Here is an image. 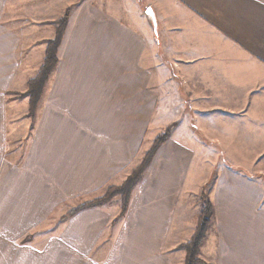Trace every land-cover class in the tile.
I'll return each mask as SVG.
<instances>
[{
    "label": "crops",
    "instance_id": "obj_1",
    "mask_svg": "<svg viewBox=\"0 0 264 264\" xmlns=\"http://www.w3.org/2000/svg\"><path fill=\"white\" fill-rule=\"evenodd\" d=\"M72 11L34 122L6 93L37 74L55 20L22 35L0 24V264H184L202 194L213 216L200 259L264 264V0H80ZM167 127L123 216L115 196L58 224L120 186ZM44 222L56 226L41 245Z\"/></svg>",
    "mask_w": 264,
    "mask_h": 264
},
{
    "label": "trees",
    "instance_id": "obj_2",
    "mask_svg": "<svg viewBox=\"0 0 264 264\" xmlns=\"http://www.w3.org/2000/svg\"><path fill=\"white\" fill-rule=\"evenodd\" d=\"M67 16L68 14L66 13L64 17L56 21V24L54 26V36L53 38L46 41V48L44 51V57L41 66L37 74L27 82V89L25 95L28 97V111L31 119L35 115V111L40 102L42 94L46 89L49 78L57 66V51L61 44L65 31V27L67 24ZM171 129L172 127H170V130ZM170 130H167L165 133L160 134L156 137V139L152 143V146L145 154L140 164L135 169H133V171L126 178V180L121 186H111L107 188L103 196L94 199L88 203L82 204L80 207H78L75 211L68 214L67 216L72 215L77 210H83L103 205L109 200H111V198L115 195L120 196L121 206L119 216H123L128 208L129 199L133 188L138 183L145 168L148 166L153 154L156 152L158 147L169 138ZM199 201L200 212L194 233L187 243L179 247L185 252L184 264H204L199 258V253L200 247L202 246V243L206 238V234L211 223L213 210L211 202L208 200V198H205L204 195L200 196Z\"/></svg>",
    "mask_w": 264,
    "mask_h": 264
},
{
    "label": "rangeland",
    "instance_id": "obj_3",
    "mask_svg": "<svg viewBox=\"0 0 264 264\" xmlns=\"http://www.w3.org/2000/svg\"><path fill=\"white\" fill-rule=\"evenodd\" d=\"M79 1L80 0H0V24H2V25L6 24L12 30L15 31L14 33L22 35L23 32H24L23 27L26 24H27V26H30V27L37 25V28H39L38 26L42 25V23H39L40 21H42V19L44 21H47L46 24H50V23H48L50 20H55L52 23V25H53L52 27H53V30H54V26L56 24V21L60 20L67 13L68 14V16H67V24H66V27H67L68 23H69V20L71 18V14L73 12L72 10L77 6ZM94 1L98 2L100 0H94ZM51 5H52V7H55L53 10H50L51 9ZM46 10H49V12L51 14H46V12H47ZM32 20H35L36 22L34 23V22H32ZM66 27H65V31H66ZM65 31H64V34H65ZM64 34H63V37H64ZM46 41L44 42L45 48H46ZM44 51H45V49H44ZM57 53H58V51H57ZM26 89H27V85H26ZM26 89H25V91H22V92H11V91L9 92L8 91L6 93V101H7V99H10V102L13 103V102H22L23 100L26 99L27 100L26 103H27V106H28V97L25 95ZM35 113H36V111H35ZM27 117H28V119H30V121L34 122V120L36 118V115H34V117L31 119L30 116H29V111L27 110ZM167 130H170V127H167L166 129H164L163 133H165ZM171 130H170V133H171ZM207 146H209L210 148L213 147V146H216V148H218V144H213V143L212 144H207ZM238 146H241V145H237V146L233 145L232 149H230V150H232L234 152V154H235V157H234L233 160L235 161L236 164L239 165V163L240 164L244 163V161H242V157H241L242 156V152L236 150L237 148H239L240 150L243 151V147H238ZM224 148H225V145H224ZM215 151L218 152V153L217 152H215V153H217L218 160H220L219 167L224 166V165L228 166L229 165L228 161L224 159V157H225L224 150H222L221 147L219 146V148L217 150H215ZM207 155H208V153L204 154V156H206V157H204V162L206 163L205 167L206 166L209 167V168L208 167L207 168L209 169V171L211 170L210 172H211V176H212V179H213L217 172H216V166H213V163L210 161V158L213 160L214 156H213V158L211 156H210V158H207ZM262 155H263L262 157L264 159V151H263ZM221 157L223 158V160H221ZM252 163H254V160H252ZM262 163H264V161H262ZM251 167H252V165H251ZM238 169H240V171L243 170V169H241L239 167H238ZM258 175H260V174H258ZM255 178H259V177L256 176ZM260 178H262V180L264 182V175L262 177H260ZM117 187H119V186H117ZM104 193H103V195H104ZM202 195H204V197L207 198L206 194H202ZM115 196H118V195H115ZM115 196H113L111 198V200ZM97 198H99V197H97ZM97 198H95V199H97ZM119 198H120V196H119ZM199 200H200V197H199ZM80 206H77L76 208H73L70 211L66 212L64 215L60 216L58 224L60 226H62L64 224L62 222L66 221L71 216H73L77 212L81 211V210H77L72 215L67 216L68 214L72 213L73 211H75ZM120 206H121V204H120ZM50 223L51 222H44L40 226V227H42V230H40L42 232L41 245L46 243V241H47L46 237L48 236V233H50L51 227H54V229H55L56 224H50ZM32 237H31V235H28L24 240H26V242H30L31 239L33 240V242L36 241L34 239V235H32Z\"/></svg>",
    "mask_w": 264,
    "mask_h": 264
},
{
    "label": "water",
    "instance_id": "obj_4",
    "mask_svg": "<svg viewBox=\"0 0 264 264\" xmlns=\"http://www.w3.org/2000/svg\"><path fill=\"white\" fill-rule=\"evenodd\" d=\"M145 16H146L147 21L152 26V29H153V32H154V36H155V40L158 41V31H157L156 17H155V14H154L153 10L150 7L146 8Z\"/></svg>",
    "mask_w": 264,
    "mask_h": 264
}]
</instances>
